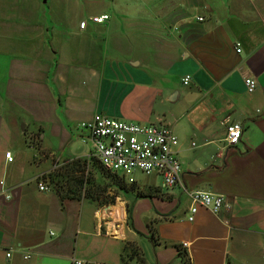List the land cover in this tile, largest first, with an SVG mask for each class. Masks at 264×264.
I'll use <instances>...</instances> for the list:
<instances>
[{"label":"crops","instance_id":"1","mask_svg":"<svg viewBox=\"0 0 264 264\" xmlns=\"http://www.w3.org/2000/svg\"><path fill=\"white\" fill-rule=\"evenodd\" d=\"M82 1L77 19L47 17L42 0H0V175L11 194L0 184V264H264V0ZM96 113L170 124L188 191L222 194L230 208L199 206L190 221L188 191L157 174L113 202L61 199L49 174L90 162L80 123ZM232 122L243 130L228 147Z\"/></svg>","mask_w":264,"mask_h":264},{"label":"built area","instance_id":"2","mask_svg":"<svg viewBox=\"0 0 264 264\" xmlns=\"http://www.w3.org/2000/svg\"><path fill=\"white\" fill-rule=\"evenodd\" d=\"M109 14H95L90 16L94 23H103L109 19ZM200 20L203 18L200 17ZM86 20L80 22L84 28ZM238 44L237 51H241ZM184 84L191 81L190 75L182 78ZM246 88L249 92L256 89L255 78L245 80ZM80 127L86 131V138L91 142L93 153L90 156L95 158L106 169L116 172L127 178L130 183H135L133 173L139 170L146 175L157 174L162 179L163 188H171L180 184L186 191L187 187L181 181V162L176 156L175 147L178 144V137L174 133L170 124L159 123H135L111 117L103 113H96L91 119L82 121ZM242 123L232 122L226 126V146L232 147L239 143L242 135ZM8 162L14 160L12 151L5 152ZM2 191L6 192V197L11 194L5 189V177L0 175ZM39 188L45 190L44 182H39ZM192 198L190 206L189 220L194 219L199 206L206 207L214 214H218L224 208H230V202L222 194L210 191L196 190L189 192ZM185 245H187L185 243ZM7 256H12V252H7ZM32 258V251L27 250L23 254V260ZM76 264H84L82 260H75ZM95 264V263H92Z\"/></svg>","mask_w":264,"mask_h":264},{"label":"rangeland","instance_id":"3","mask_svg":"<svg viewBox=\"0 0 264 264\" xmlns=\"http://www.w3.org/2000/svg\"><path fill=\"white\" fill-rule=\"evenodd\" d=\"M83 3L84 1L82 0H42V12L47 17L54 11L57 14L67 13V15H71L79 19L80 17H82L84 12L85 4L83 5ZM70 165L71 162L56 166L53 168L51 173H55L60 170L64 171L65 168L70 167ZM99 165L100 164L97 160L96 162H89L88 166L83 172H75L74 176H76V178L78 179L82 178L83 180H85L84 189H82L83 193L89 191L92 197H99L100 203H108L116 200L117 195L121 193L122 190L115 184V181H119L122 176L120 174L118 176H115L114 174L106 171L102 172L99 169ZM97 171L99 172V174L97 173ZM133 177L136 179L137 184H143L145 182L151 181L153 178L152 175H146L139 170H136L133 173ZM125 180L128 185L132 184L128 181L127 178ZM50 185L52 190L56 192L55 185L53 183H50ZM32 259L33 258H31L30 260ZM138 262L140 264H143L141 263L140 258Z\"/></svg>","mask_w":264,"mask_h":264},{"label":"trees","instance_id":"4","mask_svg":"<svg viewBox=\"0 0 264 264\" xmlns=\"http://www.w3.org/2000/svg\"><path fill=\"white\" fill-rule=\"evenodd\" d=\"M97 159L92 158V162H96ZM98 161V160H97ZM89 162L87 160H81L76 159L71 162L70 167L65 168L64 171H57L55 173H50V183H53L55 185V191L60 196L61 199L64 198H71V199H80L83 195L90 199H95L90 195V192H82V189H84V183L85 180L82 178H76L74 176L75 172H83L85 168L88 166ZM100 164V162H99ZM99 169L102 172H109L114 174L115 176H118L119 174L116 172H112L108 169H106L103 165H99ZM115 184L121 189V190H128V189H134L135 183H132L130 185L127 184L125 178L122 176V178L119 181H115ZM99 198V197H98ZM113 202V201H111ZM127 212H128V219L131 218V207L127 206ZM137 249L133 250V253H137Z\"/></svg>","mask_w":264,"mask_h":264},{"label":"bare ground","instance_id":"5","mask_svg":"<svg viewBox=\"0 0 264 264\" xmlns=\"http://www.w3.org/2000/svg\"><path fill=\"white\" fill-rule=\"evenodd\" d=\"M120 208H121V204L118 203L117 206L115 207V210H114V214L115 215H117V216L120 215V212H121V209ZM123 210H124V208H123Z\"/></svg>","mask_w":264,"mask_h":264}]
</instances>
